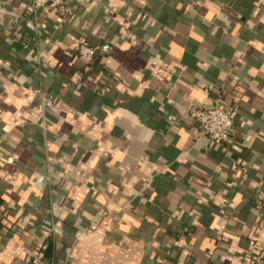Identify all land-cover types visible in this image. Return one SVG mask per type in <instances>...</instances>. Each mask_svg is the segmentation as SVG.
Segmentation results:
<instances>
[{"label": "crops", "instance_id": "obj_1", "mask_svg": "<svg viewBox=\"0 0 264 264\" xmlns=\"http://www.w3.org/2000/svg\"><path fill=\"white\" fill-rule=\"evenodd\" d=\"M31 1L0 0V264H264V0H66L35 19ZM218 97L229 148L191 112Z\"/></svg>", "mask_w": 264, "mask_h": 264}, {"label": "built area", "instance_id": "obj_2", "mask_svg": "<svg viewBox=\"0 0 264 264\" xmlns=\"http://www.w3.org/2000/svg\"><path fill=\"white\" fill-rule=\"evenodd\" d=\"M66 0H32L30 5V13L33 18H37L38 12L42 7L53 5L59 7L63 13L69 8L66 6ZM78 54L86 61L91 62L96 53L97 47L85 42H80L77 46ZM224 99L218 97L210 104L201 106H192L191 112L198 123L200 131L208 135L213 143L224 145L229 148L234 143L235 122L233 113L230 107L224 104ZM176 115L170 114L169 120L174 121ZM233 168L239 167V162L233 161ZM256 200L259 204H264V191L256 190ZM175 244L182 245V242L177 240ZM25 264H59L54 258L45 257L40 252L33 253Z\"/></svg>", "mask_w": 264, "mask_h": 264}, {"label": "trees", "instance_id": "obj_3", "mask_svg": "<svg viewBox=\"0 0 264 264\" xmlns=\"http://www.w3.org/2000/svg\"><path fill=\"white\" fill-rule=\"evenodd\" d=\"M98 56H97V53H96V55H95V57H94V59L92 60V62H89V65H95V64H97L98 63V61H97V58Z\"/></svg>", "mask_w": 264, "mask_h": 264}]
</instances>
